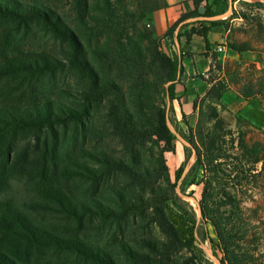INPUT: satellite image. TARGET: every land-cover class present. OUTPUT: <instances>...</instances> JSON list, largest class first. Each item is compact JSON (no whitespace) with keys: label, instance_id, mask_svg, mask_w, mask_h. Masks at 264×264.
Here are the masks:
<instances>
[{"label":"trees","instance_id":"trees-1","mask_svg":"<svg viewBox=\"0 0 264 264\" xmlns=\"http://www.w3.org/2000/svg\"><path fill=\"white\" fill-rule=\"evenodd\" d=\"M72 1L80 24L78 29L72 28L44 0H0L1 19L18 21L15 29L24 26L28 30L46 31L59 46L57 53L50 49L43 52L22 50L7 53L0 61V82L10 79L20 86L26 84L32 95L24 106L0 103V192L14 173L11 168L21 164L18 155L23 150L13 145L19 131L47 128L53 129L58 136L60 127L63 133L57 140L70 132L77 138L86 127L85 121L97 108L108 125L105 130L110 128L102 136L111 133L121 138L127 158L99 154L95 156V164L83 161L78 165L84 171L68 169V172L77 173L84 183L94 182L96 185L111 179V203L104 205L96 197L76 201L55 187L43 192L48 201L80 227L94 217L111 221L120 229V251L116 253L105 245L87 243L78 234L65 236L55 232L19 209L13 201L4 199L0 200V264H53L52 257L64 258L71 264H214L206 259L198 246L195 208L176 189L184 164L176 169L172 181L165 161L161 165L154 161L150 166L142 165L139 149L151 142L161 145L162 151H175L176 136L168 125L167 100L172 109L173 101L178 99L176 84L183 66L177 54H169L163 48L164 40L173 39L175 30L187 18L211 17L215 11L208 7L200 12V0H195V9L184 14L160 37L154 30L149 31L140 25L142 18L127 22L126 19L134 14L124 7L127 13L123 15L111 0ZM164 5L161 0L152 12ZM222 22L218 19L210 23L205 19L185 22L180 25L177 36H185L187 41L194 35L202 36L205 54L215 59L208 34ZM67 70L73 73L77 86L79 103L74 105L52 99L46 87L59 73ZM215 87L208 89L207 97L222 95L219 91L213 92ZM44 142L46 146L48 143ZM36 144L39 145V141ZM15 148L13 157H10ZM149 150L152 152V148ZM206 160L197 154L180 184L184 194L193 195V191L187 193L185 187L199 183L197 174L200 168L204 174L211 171L218 176L212 161ZM119 178L125 179L124 186H117ZM204 180L199 199L200 221L211 222L215 227L217 240L206 234L214 254L218 256V250L222 253L221 264H251V254H245L250 259H244V254L231 250L230 235L211 215L209 201L212 194L207 190L211 179ZM137 220H147L148 224L155 225L163 239L143 236L137 239L136 246L126 243L123 222L135 224Z\"/></svg>","mask_w":264,"mask_h":264},{"label":"rangeland","instance_id":"rangeland-1","mask_svg":"<svg viewBox=\"0 0 264 264\" xmlns=\"http://www.w3.org/2000/svg\"><path fill=\"white\" fill-rule=\"evenodd\" d=\"M44 1L61 14L72 28L80 27L72 0ZM111 1L120 8L119 12L123 15L127 13L126 9L134 14L126 19L127 22L142 18L140 25L149 31L154 30L150 12L161 4V0ZM208 7L216 14L211 17L201 16L199 19H205L208 23L214 19L223 20L213 29L218 32L219 40L225 48L222 51L213 50L215 59H212L210 69L200 75L196 86L193 82L189 84L198 90L191 101L192 106L189 105L184 111L180 94L173 101L172 109L167 100L168 125L176 136L175 151H162L161 145L148 142L139 149L140 163L150 166L153 161L156 165L165 161L172 181L175 180L176 169L184 164L176 189L197 212V242L206 259L221 264L222 256L219 250L218 256L214 254L206 236L208 234L217 240L215 227L211 222L200 221L199 199L204 179L208 178L211 179L210 185H207V190L212 194V200L209 201L211 215L230 235L231 250L236 254H244V259H250L245 254H251V264H264V0H227L226 4L204 0L202 12ZM17 22L0 18V61L5 54L22 50L43 52L50 49L57 53L59 46L48 32L37 28L28 30L24 26L15 29L18 28ZM168 43L164 40L163 48L170 54ZM181 78L182 75L178 78L176 91L178 88L179 92H185L188 88L180 82ZM213 85L216 86L214 93H222L219 98L206 96ZM26 87V84L20 86L10 79L1 81L0 103L27 105L32 95ZM46 87L51 98L58 102L66 105L79 103L77 86L70 70L59 73ZM99 113L97 108L93 109L85 121V129L77 138L70 132V135H63L57 140L60 133H63L60 127L58 136L53 129L47 128L19 131L13 145L23 150L18 155L21 164L11 168L14 173L6 188L0 192V200L13 201L19 209L55 232L65 236L78 234L87 243L105 245L108 250L117 253L121 245L120 229L111 221L107 219L104 222L94 217L87 219L85 226L80 227L57 205L48 201L43 192L46 188L55 187L76 201L96 197L104 205L111 203V179L107 180V184L103 182L96 185L94 182L84 183L77 173L68 172V169L84 171L78 165L83 161L95 164V156L99 154L127 158L121 138L111 133L102 136L110 128L105 130L108 125L105 117ZM46 135L47 139L44 138ZM36 141H39V145ZM44 141L48 143L46 146ZM149 148H152V152ZM15 151L16 148L11 151L10 157H13ZM198 153L202 159L212 161L211 165L217 168L218 176L211 171L204 174L200 168L197 174L199 183L185 187L187 193L193 191V195H187L181 191L180 184ZM125 183L124 178H119L117 186H124ZM146 221L137 220L135 224L123 222L126 243L136 246L137 239L143 236L163 239L159 229ZM51 260L53 264H71L64 258L52 257Z\"/></svg>","mask_w":264,"mask_h":264},{"label":"crops","instance_id":"crops-1","mask_svg":"<svg viewBox=\"0 0 264 264\" xmlns=\"http://www.w3.org/2000/svg\"><path fill=\"white\" fill-rule=\"evenodd\" d=\"M203 1L200 0L198 6L200 12L203 11ZM164 2V6L157 8L151 13L155 35L160 37L180 20L184 14L193 11L196 6L195 0H164ZM200 17H190L182 21L175 30L173 39H166L169 41L168 49L170 54H177L183 66V71L180 74V76L182 75L180 82L186 84L188 89L185 92H179L177 88V91L178 95H182L180 96V101L183 103L184 111H186L189 105L192 106L191 101L195 98L198 91L195 87L191 88L189 84L191 82H193L194 86L198 84L197 80L201 78L200 75L210 69L213 58L211 55L205 54L206 45L202 36L194 35L190 41H187L185 36L178 38L177 33L181 24L199 19ZM208 37L212 43V49L216 51L217 46L222 44L219 40L218 32L212 29Z\"/></svg>","mask_w":264,"mask_h":264},{"label":"built area","instance_id":"built-area-1","mask_svg":"<svg viewBox=\"0 0 264 264\" xmlns=\"http://www.w3.org/2000/svg\"><path fill=\"white\" fill-rule=\"evenodd\" d=\"M224 48H225V46L220 44V45L217 46L216 51H222V50H224Z\"/></svg>","mask_w":264,"mask_h":264},{"label":"bare ground","instance_id":"bare-ground-1","mask_svg":"<svg viewBox=\"0 0 264 264\" xmlns=\"http://www.w3.org/2000/svg\"><path fill=\"white\" fill-rule=\"evenodd\" d=\"M188 199H191V197L188 196ZM198 210V209H197Z\"/></svg>","mask_w":264,"mask_h":264}]
</instances>
